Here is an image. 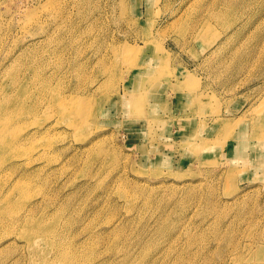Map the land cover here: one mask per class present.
Here are the masks:
<instances>
[{"label": "rangeland", "instance_id": "obj_1", "mask_svg": "<svg viewBox=\"0 0 264 264\" xmlns=\"http://www.w3.org/2000/svg\"><path fill=\"white\" fill-rule=\"evenodd\" d=\"M0 117V264H264V0H0Z\"/></svg>", "mask_w": 264, "mask_h": 264}, {"label": "bare ground", "instance_id": "obj_2", "mask_svg": "<svg viewBox=\"0 0 264 264\" xmlns=\"http://www.w3.org/2000/svg\"><path fill=\"white\" fill-rule=\"evenodd\" d=\"M213 17L214 18H220L221 17V12H218V11H213ZM212 17V18H213ZM210 22V21H209ZM207 30V29H206ZM206 33V32H205ZM125 47V48H124ZM123 48H119L118 47H114V50H113V53L115 54L116 57H119V59L121 57H126L127 54L130 53L129 50H132V55L131 57L132 58H136L139 56V50H135V49H139V48H133L132 45H128V44H125ZM137 47V46H136ZM139 47V46H138ZM132 66V65H131ZM118 77H119V74H116V76H114L112 78L113 81L115 80H118ZM20 85H21V91L18 93V98L20 99V95L24 92H26V87L20 82ZM131 91V90H130ZM135 92V91H134ZM49 98V95L47 93H44V96L42 97V101L41 102H37V103H34L32 106H29L27 107L26 103L24 102L25 105H22L21 103L18 104V108L20 109V111H22L23 113L25 114H28V113H32V112H36L38 110L39 107H41L42 104L46 103L47 99ZM88 98V97H87ZM86 98H67L66 96V99L64 100H59V104L66 110H69L71 107L73 106H86L87 103L85 102ZM52 101L49 103V106L51 105ZM4 114V113H3ZM2 114V115H3ZM1 115V116H2ZM4 136V125L1 121V117H0V138H3ZM18 140V141H17ZM19 138L16 139L15 141H17V144L19 143ZM242 142L238 145V147L240 148V146H242ZM234 150V149H233ZM239 152V151H238Z\"/></svg>", "mask_w": 264, "mask_h": 264}]
</instances>
